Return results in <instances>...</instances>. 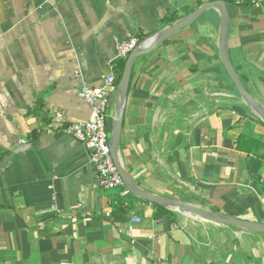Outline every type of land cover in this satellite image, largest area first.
<instances>
[{"label": "crops", "instance_id": "obj_1", "mask_svg": "<svg viewBox=\"0 0 264 264\" xmlns=\"http://www.w3.org/2000/svg\"><path fill=\"white\" fill-rule=\"evenodd\" d=\"M203 3L0 0V264H264V234L173 211L156 221L153 204L102 189L85 146L55 130L90 119L78 91L115 74L116 39ZM227 6L231 61L264 106V0ZM220 32L211 10L134 63L119 156L149 193L264 224V122L222 64Z\"/></svg>", "mask_w": 264, "mask_h": 264}, {"label": "water", "instance_id": "obj_2", "mask_svg": "<svg viewBox=\"0 0 264 264\" xmlns=\"http://www.w3.org/2000/svg\"><path fill=\"white\" fill-rule=\"evenodd\" d=\"M211 10H216L220 14L221 32L219 37V52L222 64L245 104L264 122V106L259 103L247 90L231 61L228 48L231 19L227 3L225 1L205 2L197 11L189 14L186 17H183L172 25L167 26L161 31L142 40L137 48L128 57L122 78L117 86L115 94L116 116L113 122V132L111 134L109 142L111 155L115 167L124 180L126 188L135 197L162 207L166 210L190 215L197 219L211 222L216 225L228 226L236 229L248 230L264 234V224L262 223L243 221L227 215L217 214L208 210L198 208L185 201L155 195L141 189L133 179V177L124 168L119 156L123 121L128 103L134 63L139 58L153 52L157 47L165 43L167 40L171 39L180 31L193 25L196 21H198L201 17H203L207 12Z\"/></svg>", "mask_w": 264, "mask_h": 264}, {"label": "built area", "instance_id": "obj_3", "mask_svg": "<svg viewBox=\"0 0 264 264\" xmlns=\"http://www.w3.org/2000/svg\"><path fill=\"white\" fill-rule=\"evenodd\" d=\"M201 2L225 1L227 4L236 6L260 5L262 0H198ZM264 13V8H263ZM141 39L135 36H129L126 40L116 39V52L119 61H125L130 54L140 44ZM116 75H109L102 87L94 88L83 83L78 94L83 102L91 109V117L88 121L72 124H61L56 128V132L72 137L85 146L89 152L92 165L97 169L99 175V185L102 189L121 190L122 196L130 195L126 188L124 180L115 167L111 149L110 134L108 131L109 111L113 99V93L117 89ZM57 118L63 122V115L58 114ZM53 128L48 130L49 133L55 131ZM140 219L136 218L130 225L129 230L134 229V225L139 223Z\"/></svg>", "mask_w": 264, "mask_h": 264}, {"label": "trees", "instance_id": "obj_4", "mask_svg": "<svg viewBox=\"0 0 264 264\" xmlns=\"http://www.w3.org/2000/svg\"><path fill=\"white\" fill-rule=\"evenodd\" d=\"M177 16L176 15H172L171 17L169 18H166L163 22L164 24H171L175 21H177ZM142 41V40H141ZM125 64H126V60L125 61H120L119 65L115 68L116 71H115V75H117V80H116V83L115 85L118 86L121 78H122V75H123V72H124V68H125ZM257 163V162H255ZM254 163H250L249 167H250V170H252L253 172H258L259 171V168H260V164H258L257 166L253 165ZM263 190H264V187H263ZM154 205V204H153ZM156 207V212L155 214L153 215L154 219L156 221H161L163 220L164 218H166L167 216H169L171 214L170 211L162 208V207H159L157 205H154ZM124 204L123 203H118L117 207H116V211H115V215H118V212L122 211L121 213H124Z\"/></svg>", "mask_w": 264, "mask_h": 264}, {"label": "bare ground", "instance_id": "obj_5", "mask_svg": "<svg viewBox=\"0 0 264 264\" xmlns=\"http://www.w3.org/2000/svg\"><path fill=\"white\" fill-rule=\"evenodd\" d=\"M184 215H186V214H184ZM188 217H192V218H195V217H193V216H190V215H187Z\"/></svg>", "mask_w": 264, "mask_h": 264}, {"label": "rangeland", "instance_id": "obj_6", "mask_svg": "<svg viewBox=\"0 0 264 264\" xmlns=\"http://www.w3.org/2000/svg\"><path fill=\"white\" fill-rule=\"evenodd\" d=\"M228 4H230V3H228ZM109 130V129H108ZM110 134V133H109ZM110 136H111V134H110Z\"/></svg>", "mask_w": 264, "mask_h": 264}]
</instances>
